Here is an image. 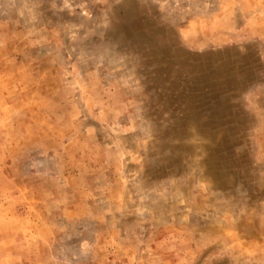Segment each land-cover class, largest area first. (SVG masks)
Wrapping results in <instances>:
<instances>
[{
    "label": "rangeland",
    "instance_id": "374dc122",
    "mask_svg": "<svg viewBox=\"0 0 264 264\" xmlns=\"http://www.w3.org/2000/svg\"><path fill=\"white\" fill-rule=\"evenodd\" d=\"M0 264H264V0H0Z\"/></svg>",
    "mask_w": 264,
    "mask_h": 264
}]
</instances>
